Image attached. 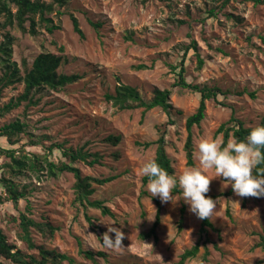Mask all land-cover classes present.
I'll return each mask as SVG.
<instances>
[{"label":"rangeland","instance_id":"374dc122","mask_svg":"<svg viewBox=\"0 0 264 264\" xmlns=\"http://www.w3.org/2000/svg\"><path fill=\"white\" fill-rule=\"evenodd\" d=\"M53 5L54 10L46 17L59 28L52 32L39 15L35 16L36 33L31 34L29 21L24 31L17 23L8 25L6 15L0 12V43L6 33L13 37L12 59L22 74L24 61L31 67L37 55L52 52L64 56L59 73H76L81 78L59 90L34 91L37 103L27 105L24 101L8 112L0 125L20 120L28 124L27 132L15 136L13 144L2 137L0 145L14 148L17 156L49 155L66 162L69 159H64L59 149L49 151V147L62 143L67 148L100 152L103 164L91 166L77 161L73 165L84 175L116 177L104 185H95L92 197L105 201L112 214L75 202L73 173L52 176L46 169L14 173L7 167L11 159L2 155L0 177L12 179L26 194L17 210L0 186V226L8 241L26 253H38L19 240L18 216L24 211L58 228L52 239H45L32 228L34 241L72 256L75 264H179L181 254L198 242L199 253L184 264H264V250L256 246L264 237V196H250L244 203V197L228 193L231 184L222 176L215 177L214 169L208 170V176L215 178L206 193L220 194L210 219L213 227L201 232V219L189 211L178 187L179 192L173 189L174 201L161 203L156 237L143 238L141 234L148 232L155 221L157 206L142 181L141 168L155 157L156 146L137 145L156 140V125L172 119L174 124L169 125L166 136L175 175L199 166L198 157H194L193 166L187 165L184 143L186 119L196 111L200 94L172 86L175 74L170 66L182 60L192 39L198 44L204 65L199 68L196 54L190 51L185 61L187 81L219 86L226 93L219 97L225 106L208 100L205 119L193 128L194 153L202 139L222 142V134L216 131L233 111L248 126L260 123L264 115V0H63ZM71 15L78 19L83 39L74 31ZM91 21L102 23L99 31ZM139 64L147 68L137 69ZM3 73L0 58V107L24 91L23 82L5 85ZM119 84L136 87L147 99L155 88H171L174 109L170 116L160 107L146 112L143 108L121 110L105 98ZM111 134L121 137L117 145L107 141ZM183 205L186 209L179 231ZM107 224L123 232L120 247L103 246ZM81 248L103 251L106 256L96 255L92 260L80 253Z\"/></svg>","mask_w":264,"mask_h":264},{"label":"trees","instance_id":"16d2710c","mask_svg":"<svg viewBox=\"0 0 264 264\" xmlns=\"http://www.w3.org/2000/svg\"><path fill=\"white\" fill-rule=\"evenodd\" d=\"M256 3H261L263 0H254ZM62 3L63 0H53V3ZM53 3H46L40 0H0V12L6 15L8 25H17L24 31L26 28L24 24L29 21L31 34L36 33L37 22L35 16L39 15L40 20L46 23L47 29L52 32L59 26L51 24L52 20L46 17L47 13L54 10ZM11 5L15 7V11ZM214 11L211 14L214 15ZM74 31L80 36L81 39L85 37L82 31L78 19L71 15ZM182 23V20L180 21ZM94 28L99 31L102 26L101 22L91 21ZM13 37L6 33L3 42L0 43V58L3 63L4 73L2 76V82L5 85H11L19 82L24 83V91L17 97L11 98L9 102L0 107V119L4 117L8 112L19 107L24 101H27V105L37 103L33 99V92L39 91L43 88H50L53 90H59L68 84H72L81 78L79 74H66L59 73L58 69L63 61L64 56L52 52H42L37 55L29 67L27 62H23V74L18 63L12 59L13 52ZM60 51L64 52V47H60ZM190 51H194L198 59V67L201 68L204 65V59L201 57L198 51V44L196 40L192 39L191 42L185 47L182 60L177 64H171V69L175 74V81L172 84L174 87L188 88L194 92L200 94V101L196 111L189 115L186 119L187 136L184 143V150L187 158V165L193 166L194 164V133L193 128L200 126L202 121L206 117L207 102L210 99H214L218 104L224 105L225 103L220 100V95H226L224 90L219 86H210L208 84H195L190 83L186 79L187 68L185 65L186 57ZM137 69H145L147 65L139 64ZM252 97H255V93H250ZM172 89L171 88H155L153 95L150 99L145 98L141 92L134 86L129 84H119L116 86L114 92H107L105 98L107 101L121 110L143 108L144 112L160 107L170 116L174 105L171 102ZM179 113H181L179 111ZM174 124V120L169 119L167 122L156 125L158 137L153 141L137 142V145L149 148L153 145L156 146L154 159L157 163L165 169L169 174L175 175L176 170L173 162L167 152L168 141L167 133L169 125ZM258 125H264V115ZM257 126V125H256ZM28 124L20 120H15L4 125H0V138L5 137L10 143H15L13 138L22 132H27ZM255 126H248L233 111L230 118L223 122L217 129L216 134H222V145H226L229 139L244 140L250 130ZM121 140L119 135H109L107 141L114 145H117ZM54 148L61 151V155L64 159H69L66 162L63 159L54 160L49 158V155L41 156L33 154L30 156L28 153H24L21 156H17L14 148H6L0 145V156L5 155L11 159V162L7 164V167L14 173H24L25 170L30 169L33 171H41L46 169L52 176H56L63 172H71L75 177L73 185L75 202L84 208L92 207L100 209L103 214H112L111 209L105 204V201L100 199H93V195L96 192L95 185H104L105 183L113 181L116 177L109 176L104 178L93 177L90 175H84L80 168L73 165L77 161H83L88 165L103 164L104 156L100 152H92L84 147L77 149L67 148L62 143H56L49 147V151ZM264 151V149H262ZM119 157V154H116ZM254 175L264 176V162L257 165L253 170ZM176 176V175H175ZM142 181L144 184L149 183V178L143 176ZM0 186H3L8 200H10L14 207L19 210L20 200L24 199L26 194L23 190H20L18 185L10 179L4 176L0 177ZM175 192H179L178 186L174 188ZM232 192V188L228 193ZM146 193V192H145ZM222 195V194H221ZM215 200L220 194H207ZM250 197V196H249ZM157 212L155 221L148 232L142 233L143 238L151 236L156 237L157 227L161 221L162 205L157 197L153 198ZM248 197H244V203ZM26 209L29 211V203L26 204ZM185 205L181 209V216L178 221L179 231L182 229ZM91 220L90 217H88ZM18 237L21 242L27 247V249H37V254H29L18 248L15 244L8 241V237L5 234L3 228L0 226V264L3 261H9L12 264H63L64 261H68L70 264H75V260L72 256L62 253L54 248H48L44 244H37L32 237V228L38 231L45 239H52L57 231V227L48 221H37L34 218L27 215L26 212L20 211L18 216ZM208 227H213L210 219L201 220V232L206 233ZM256 246H261L264 250V237L261 242ZM200 251V243H196L190 249L185 250L180 257L179 264H184L187 260L193 259ZM82 253L86 258L95 260V256L105 257L106 254L103 251L93 252L92 250H84L81 248Z\"/></svg>","mask_w":264,"mask_h":264},{"label":"clouds","instance_id":"9594fccd","mask_svg":"<svg viewBox=\"0 0 264 264\" xmlns=\"http://www.w3.org/2000/svg\"><path fill=\"white\" fill-rule=\"evenodd\" d=\"M199 166L183 171L178 177L169 174L157 161L147 160L141 172L149 178L146 190L151 197H158L161 203L174 201L173 189L182 190V198L189 205V211L198 219H211L216 202L206 193L210 181L223 177L231 184L232 191L238 197L264 196V176L254 175L253 170L264 162V125L253 127L244 140L229 139L222 145L219 139H202L196 145ZM214 169L215 177L208 176V170ZM108 225L102 236L105 248L115 249L121 246L124 234L117 227ZM111 234V235H110Z\"/></svg>","mask_w":264,"mask_h":264}]
</instances>
